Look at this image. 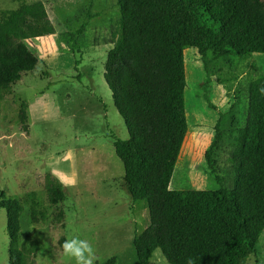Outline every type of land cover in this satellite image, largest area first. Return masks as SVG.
Segmentation results:
<instances>
[{"label": "rangeland", "instance_id": "374dc122", "mask_svg": "<svg viewBox=\"0 0 264 264\" xmlns=\"http://www.w3.org/2000/svg\"><path fill=\"white\" fill-rule=\"evenodd\" d=\"M27 1L0 0V17ZM42 1L55 31L24 40L34 67L5 86L0 98V194L23 205L19 246L27 264H75L62 251L73 237L92 245L94 264L112 257L115 264H135L133 238L147 226L148 208L133 200L124 181L113 141L129 133L103 77L119 34V5ZM206 58L205 67L197 47L184 48L188 129L171 189L233 188L232 151L247 121V87L264 77V53L210 50ZM6 225L0 207V264H9ZM248 258L247 264L264 263V232ZM148 264L169 263L156 248Z\"/></svg>", "mask_w": 264, "mask_h": 264}, {"label": "trees", "instance_id": "16d2710c", "mask_svg": "<svg viewBox=\"0 0 264 264\" xmlns=\"http://www.w3.org/2000/svg\"><path fill=\"white\" fill-rule=\"evenodd\" d=\"M117 3L119 34L107 53L103 77L129 133L113 141L124 181L133 200H143L148 208L149 222L133 238L135 264H148L156 248L169 264H245L264 232V77L247 87V121L232 151L233 188L171 189L169 183L188 129L184 48L197 47L205 67L210 50L264 53L263 2ZM54 31L42 0H29L0 17V98L7 94L5 86L34 67L25 57L24 40ZM0 207L7 215L9 264H27L19 246L23 205L1 193ZM115 262L112 257L106 264ZM256 264L264 263L257 259Z\"/></svg>", "mask_w": 264, "mask_h": 264}, {"label": "clouds", "instance_id": "9594fccd", "mask_svg": "<svg viewBox=\"0 0 264 264\" xmlns=\"http://www.w3.org/2000/svg\"><path fill=\"white\" fill-rule=\"evenodd\" d=\"M62 251L65 256L74 259L75 264H94L96 259L92 245L87 240L78 237L65 240L62 244Z\"/></svg>", "mask_w": 264, "mask_h": 264}, {"label": "bare ground", "instance_id": "6f19581e", "mask_svg": "<svg viewBox=\"0 0 264 264\" xmlns=\"http://www.w3.org/2000/svg\"><path fill=\"white\" fill-rule=\"evenodd\" d=\"M248 261H249V258L247 259V261H246V263H245V264H247V263H248Z\"/></svg>", "mask_w": 264, "mask_h": 264}]
</instances>
